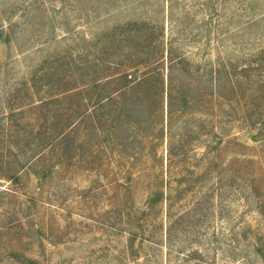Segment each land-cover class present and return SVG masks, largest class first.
<instances>
[{"label": "rangeland", "instance_id": "1", "mask_svg": "<svg viewBox=\"0 0 264 264\" xmlns=\"http://www.w3.org/2000/svg\"><path fill=\"white\" fill-rule=\"evenodd\" d=\"M139 20L162 27L164 42L195 65L225 61L264 46V0H0V114L10 98L15 109L28 111L47 103L50 95L63 93L71 97H58L60 101L49 109L75 111L85 97L86 73H91L89 77L95 73L90 65L99 69L112 62L129 65L141 50L139 39L128 34L118 36L113 45L104 40L95 47L91 37ZM56 55L62 59L52 63ZM110 71L114 70H104L98 77ZM176 79L177 84L182 80L185 95L194 99L186 108L180 100L175 102L171 124L165 108L158 114L162 135L157 132L161 127L152 128L142 92L135 103L143 113H121L124 123L116 130L120 137L143 141L125 150L135 161L124 164L136 162L133 173L144 167L150 158L147 141L159 136L151 157L165 193L162 209H170L172 217L173 251L197 250L200 264H264V125L257 122L264 102L249 92L237 95L249 107L228 124L220 116L229 110L225 100H199L196 94L209 89L187 78ZM35 122L29 123L37 128L41 122ZM66 122L56 117L48 124L57 134L66 129ZM223 127L225 136L216 137L214 131L222 132ZM100 136L88 137L89 143L105 145L106 131ZM87 146L78 153L72 144L70 163L75 165L55 170L44 183L33 176L24 177L17 187L0 180V264H22L21 255L38 264H146L152 246L136 238L137 256L127 251L125 228L118 225L116 211L142 206L148 193V178L143 175L150 171L125 191L115 187L116 168L104 159L103 146ZM168 150L171 162L166 160ZM251 182L255 190L250 189ZM31 194L42 203L27 202ZM163 234L162 247L156 249L158 260L152 264H165Z\"/></svg>", "mask_w": 264, "mask_h": 264}, {"label": "trees", "instance_id": "2", "mask_svg": "<svg viewBox=\"0 0 264 264\" xmlns=\"http://www.w3.org/2000/svg\"><path fill=\"white\" fill-rule=\"evenodd\" d=\"M121 34H128L131 39L138 38L140 53H136L138 54L136 59L130 61L129 65H125L123 62H112L106 69H99L97 68L99 66L94 63L90 65L95 73L93 77H89L91 73H86L89 79H86L84 84L85 97L81 101V105L72 113L49 109L50 105L55 107L57 101H60L58 97L64 96L65 99L71 97V93L50 95L47 103L35 107L36 110L33 108L34 110L28 111H23L20 108L15 109L13 99H9L5 111L0 114V180H6L17 187L22 183L24 177L33 176L40 183H44L55 170H63L75 165L70 163L74 157V155H70L72 144L73 150H78V153L88 144L89 149L95 145L103 146L104 159L110 166L114 165L116 168L113 181L115 187L127 191L131 188L133 181L138 180L142 176L141 174L145 173V170L150 171V174L143 175L148 178L146 181L148 193L142 206L137 209L133 205L121 206L122 209L116 211L118 225L124 226L123 234L127 236L125 249L131 250L132 254L137 256V251L133 250V242L136 238H140L141 243L146 242L152 246V251L145 255V263H155L158 260L156 249L162 247L160 233L163 231L167 250L165 264H200L201 259L197 250L191 249L184 253L173 251L174 230L170 226L172 217L170 209L164 211L162 209L165 193L159 175H156L154 171L157 168L155 158L151 157L157 145L156 142L159 141V136L163 133L162 126H160L163 120L161 123L159 122L160 115L158 114L165 108L168 124L169 122L171 124L174 114L172 108L175 102L180 100L182 108H186L193 102L194 97L185 95L182 80L177 84L176 77L179 76L209 89V93L198 92L196 94L199 100L209 98L207 100L209 103L225 100L229 110L220 115L223 116L221 119L227 118L226 123L228 124L237 121L238 115H242V109L249 107V105H243L237 95L240 94L241 97H244L245 93L249 92L253 97L254 94L258 95L264 102V46L225 61L195 65L183 55H178L172 43L164 42L162 27L146 20L127 21L115 25L104 32L102 36L95 35L89 41L93 47L101 44L104 40L113 45ZM6 40H10L9 36ZM60 59L62 57L56 55L52 63ZM112 69L114 71H110L111 74L98 77L100 72ZM30 81L35 82V75ZM244 83L247 87L243 88ZM27 84L25 83L23 86ZM27 89L25 88V90ZM18 91L19 88H16V92ZM141 92L147 101L148 118H150V123L152 122V128H161L157 131L159 136H152L150 141H147V147H150L148 154L150 158H148L149 161H152V164L149 165L150 168L147 166L149 161L146 159L145 164H142L144 167L133 173L136 162H132L126 167L124 160L125 162L126 160L135 161V157L124 152L130 144H141L143 141H138L136 136L128 141L129 136L120 137V133L116 130L124 123L122 112L143 113L142 106L135 103V99H141L139 96ZM226 94H229L230 97L225 98ZM56 117L64 118L67 125L61 133L53 134L52 126L48 123ZM218 117V113L212 115L213 128L216 127L215 119ZM241 118L245 121V117ZM35 121L41 122L37 128L32 127V124L29 123H37ZM257 122L264 125V110L257 115ZM80 129L82 133L79 134L78 130ZM104 131L107 133V136L104 137L106 138L105 145L89 143L91 137L99 138ZM187 131L192 134L196 133L194 129ZM225 132L227 129L223 127L222 132L220 129L214 131L213 134L222 138L225 136ZM199 134L202 135L201 130ZM12 137L17 140H9ZM144 143L146 144V142ZM108 146L111 147L110 151H107ZM92 152L94 153L95 150ZM172 158L173 155L168 150L166 160L171 162ZM249 186L251 190L256 188L252 182ZM26 201L34 205L42 203V200L37 199L35 194L29 195ZM25 236L29 237V234L25 233ZM173 253H179V255L174 256ZM21 258H23L22 264H38L37 260L24 257V255H21ZM133 263L137 264L136 261Z\"/></svg>", "mask_w": 264, "mask_h": 264}]
</instances>
